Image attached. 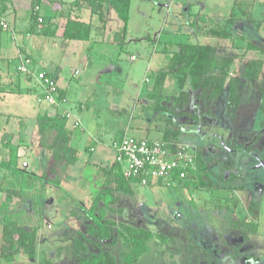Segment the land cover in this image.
<instances>
[{"label": "rangeland", "instance_id": "1", "mask_svg": "<svg viewBox=\"0 0 264 264\" xmlns=\"http://www.w3.org/2000/svg\"><path fill=\"white\" fill-rule=\"evenodd\" d=\"M110 14L119 21L112 10ZM221 28H227L230 35L219 38L211 34V30ZM17 31H22L17 33L21 37L17 41L26 40L22 47L30 54V39L37 41L34 55L41 59L37 72L57 71L60 80L65 79L69 85L65 108L74 113L76 102H85L88 97L101 104L96 108H124L126 114L132 113L136 103L143 100L138 97L144 95L145 86L152 85L154 68L150 72V64L159 61L156 73L169 69L179 43L214 48L207 79H224L226 84L239 77L244 83L239 87L237 107L227 110L224 94L214 113L201 118V126L191 122L178 128L181 142L200 150L204 163L214 166L203 186L128 185L117 170L107 165H96L97 169L88 161L65 169L48 149L54 132L45 129L37 142L49 151L48 159L33 168L22 158L25 150H20L18 160H8L13 168H4L15 176L13 186L18 194L8 196L9 201L3 196L0 206V264H79L77 255L88 253L84 247L89 244L81 235H90L87 215L92 209L102 221L121 231L114 245L104 246L115 264H249L250 259V264H264V137L258 136L249 155L231 150L232 146L249 143L250 137L264 129L263 55L249 47L253 44L264 49V0H131L121 51L111 46L110 32L104 36L106 42L109 39L106 51L84 43L70 57V49L62 48L58 40L39 34L27 38L24 29ZM7 32L11 33L3 30L1 38ZM9 62L6 69L11 79L23 81L24 76L17 71L19 61ZM251 73L254 78H250ZM172 76L167 78L165 91L173 86L176 92ZM27 88L30 93L24 88L17 93L29 107H16L9 100L0 104V113L9 111L13 117L51 108L37 104L41 90L34 81ZM197 97L198 93L193 99L198 101ZM155 102L150 99V109ZM177 103L179 110L194 108L182 97ZM99 118L101 123L103 116ZM127 136L140 137L131 132ZM218 162L227 171L219 173L215 167ZM236 167L240 175L229 189L230 184L219 181L217 175H228ZM251 197L259 199L258 216L248 211ZM11 203L17 212L13 216L4 211ZM7 224L26 229L32 243L14 246L5 242L3 228Z\"/></svg>", "mask_w": 264, "mask_h": 264}, {"label": "crops", "instance_id": "2", "mask_svg": "<svg viewBox=\"0 0 264 264\" xmlns=\"http://www.w3.org/2000/svg\"><path fill=\"white\" fill-rule=\"evenodd\" d=\"M76 3V0H0V24L2 22L6 23L7 28L3 30H10L11 32H7V35L3 38L0 36V104L12 100L13 105L16 104V107H29L27 100L23 97L20 99L17 92L24 88L26 92L30 93V89L27 87L33 80L23 77V81H20V79L18 81L14 77L13 81L8 73V69H6V67L9 66L10 59L19 61L21 56L27 57L31 60L36 71L39 70L37 67L41 66V59L38 58L40 56H38V54L34 55L36 53L34 51H36L37 41H33L34 38L30 39V43L28 44L31 48L30 51H32V54H30L27 50L23 49L26 40H22L21 42L17 41L18 38H21L17 33H22V31H17V29H24L27 38L39 34L60 41L62 48L65 50L70 49V57L75 56L76 52L81 49L84 43L88 46L105 48L104 51H106L109 39L106 42L104 36L108 32H110L113 37L111 46H117L115 48L121 51L124 47L127 33L124 36L120 35L122 22L118 19L121 22L119 23V21H116L110 14V10L112 9L105 5L102 9V20H99L96 16L92 17L85 4ZM36 6L38 10L35 11L34 7ZM39 17L42 19L41 23L37 22ZM67 22L81 25V28L75 27V29L69 32V34L72 35L80 29L81 33H79V35L82 36L81 40H71L64 36ZM3 30L0 29V35ZM10 40L15 43L16 51L13 49ZM54 40L52 41L53 45ZM71 45L72 47L70 48ZM88 52H90V49ZM156 54L157 53L154 55ZM152 57L154 56L152 55L151 58ZM158 62L157 60L156 62L153 60V64L149 66L151 69L150 72L152 68H154L151 73L152 85L145 86L144 95H140L139 93L140 96L138 99H143V104H141L142 101L137 102L135 108L132 110L133 112L129 114L124 112V108H121L119 111L104 108L103 106H98V108H96L97 105L101 104L94 103L91 97H88L85 102H76L77 113L70 112L65 108V105L69 103L67 96L69 85L66 84L65 79H62V81L60 80L57 71L51 73L43 70L53 75L57 80L62 98V110L60 112V110H54L53 108H43L41 111H35V113L30 112V114H19L18 116H16V114L13 117L8 115L9 111L0 113V206L2 205L3 196H7L9 201L8 196L16 195V191L14 190H17L14 189L13 186V177L15 176L7 173L4 169L8 167V160L15 162V160H18V157L21 156L18 151L25 150L23 153L24 157L22 156V158L30 164H28L30 167L34 168L37 166L39 167L41 161L48 159V156H50L47 148L42 143L37 142L40 133L38 132L36 122L40 116L46 115L53 117L55 112L58 115L61 113L63 115L66 112L69 113L71 118L65 120L64 131L69 136V147L76 151V162L88 161L92 167L97 169L98 167H96V165L113 167L115 164L114 152L109 145H111L115 139L127 136L128 132L140 136L136 138H145L154 141L164 140L181 142L178 128L181 129L183 125L190 124L191 122H189L186 117L178 116L180 111L177 103L178 93L177 91L175 92L174 87L170 86V89L165 91V83L167 78L171 75H167L161 85L156 81L158 77L157 74L160 72H155L159 64ZM74 74H76V72H74ZM20 76L16 77L19 78ZM8 79H10V81ZM1 81H4V85H1ZM148 82L149 81L146 79L145 83ZM104 96L107 99L108 95L104 93ZM14 97L17 100H15ZM152 98H154L156 102L154 107L150 109L149 101ZM101 116H103V120L100 123L99 117ZM180 119L183 120L181 121ZM75 120L79 121L78 126L74 125ZM25 132H29L28 135H25ZM24 135L26 138L23 140H26V142H23L21 138ZM11 154L14 155V158H11ZM117 169L119 170L118 166L114 168V170ZM128 185H130V183H128ZM13 200L14 198H12V201ZM12 206L13 203L4 207L5 213L9 216H13L17 213Z\"/></svg>", "mask_w": 264, "mask_h": 264}, {"label": "trees", "instance_id": "3", "mask_svg": "<svg viewBox=\"0 0 264 264\" xmlns=\"http://www.w3.org/2000/svg\"><path fill=\"white\" fill-rule=\"evenodd\" d=\"M76 2V4H85L92 17L96 16L99 20H102V9L105 5L112 9L117 18L122 22L120 35H125L127 28L126 25L129 20L130 0H76ZM229 22L230 24L234 23L233 20H230ZM80 26L81 25L76 23L67 22L64 36L71 40H81L82 36L79 35V33H81L80 29L72 35L69 34L71 30L75 29V27ZM211 34L219 38H225L230 35L227 28L211 30ZM178 46L179 50L172 56L171 67L167 70L160 71L156 78V81L161 85L168 74L173 75L176 79V91L178 97H182L186 101L194 104V108L189 111L186 106L181 107L178 116L186 117L189 122H196L201 126V118L204 117V115H212L214 113L218 101L224 94L227 96L225 104L226 109L231 110L237 107L239 104V87L243 86L244 83L242 78L237 77L231 79L225 84L224 79L210 80L205 77L211 65V55H213L214 48L207 45L188 43H179ZM249 47L258 53H262V60L264 61L263 48L253 44H249ZM250 76V78H254L255 75L254 73H251ZM197 93L198 101L193 99V96ZM59 95L61 98L60 91ZM65 120L66 118L60 115H55L53 117L44 115L38 117L37 126L40 134L44 133L45 129L54 132L52 142L50 146H48V149L52 151L53 158L61 162L66 169V167L74 165L77 158L76 151L69 147V136L64 131ZM258 136L264 137V131ZM231 150L240 151V153H245L246 155L251 151V147L247 146L245 148L244 144H239L232 146ZM11 158H14L13 154H11ZM220 164L221 163L219 162L216 163L215 167L217 166L220 167L221 170L226 169L227 171V168H224L223 164L220 166ZM7 166L13 168V165L10 163H8ZM116 166L118 165L114 164L112 169L116 168ZM196 166L197 171L195 172V177L191 182L189 181L185 184L203 186L208 181L207 172L209 171V168L214 166L204 163L201 151L199 150L196 155ZM238 171L239 170L236 167L235 171H228V175L224 174L225 176L217 175V178L225 184L228 182L230 184L229 186H231L229 189H232L233 186L231 184L239 178L240 173ZM117 172L120 174L118 169ZM121 180H123L124 184L129 183L123 177ZM55 184H58L57 180L55 181ZM15 194L18 193L15 192ZM87 217L91 221L89 224L90 235L88 238H84L82 235L81 237L89 244L84 247V250H88V253L82 254L80 252L75 261L79 264H115L110 255L104 250V246L114 245L117 242L118 235L121 234V231L113 227V225L102 221L97 214V211L95 212L93 209L88 213ZM29 237L30 235L28 231L22 227L14 224L4 225L3 240L5 242L8 241V243L14 246H25L26 242L29 244L32 243V239Z\"/></svg>", "mask_w": 264, "mask_h": 264}, {"label": "built area", "instance_id": "4", "mask_svg": "<svg viewBox=\"0 0 264 264\" xmlns=\"http://www.w3.org/2000/svg\"><path fill=\"white\" fill-rule=\"evenodd\" d=\"M34 10H38V7H34ZM37 22L41 23L42 19L39 17ZM6 28L7 24L2 22L0 29ZM134 59L131 56V60ZM32 66L30 59L21 56L17 71L32 79L41 90L37 104L44 103L54 110H59L62 98L56 78L44 71L37 72ZM60 116L71 118L67 112L63 115L61 113ZM74 125L78 126L79 121L75 120ZM109 146L114 152V163L118 165L120 174L130 184L172 187L191 182L197 171L196 148L180 141H154L123 136L115 139Z\"/></svg>", "mask_w": 264, "mask_h": 264}, {"label": "flooded vegetation", "instance_id": "5", "mask_svg": "<svg viewBox=\"0 0 264 264\" xmlns=\"http://www.w3.org/2000/svg\"><path fill=\"white\" fill-rule=\"evenodd\" d=\"M263 131H264V129H263ZM262 134V132L260 133V135ZM258 135L259 134H256V135H253L252 137H250V142L249 143H247V142H245L244 143V147L246 148L247 147V144H251V146H248V147H251L252 148V145L253 144H255L257 141H255L257 138H258ZM247 139H249V138H247ZM245 140V139H244ZM196 151H197V148H196ZM257 151H260V150H257ZM256 151V152H257ZM251 152H253V150L251 149V151L248 153V154H246V155H249V154H251ZM245 154V153H244ZM222 164V163H221ZM221 164H220V166H221ZM212 168V167H211ZM211 168H209V172H210V170H211ZM218 169L220 170V167H218ZM208 176H209V174H208ZM259 199L257 198V197H251V199L247 202L248 203V211H249V209H250V214H251V216H258V214H259ZM253 218V217H252ZM245 238H246V236H244ZM239 252H241L240 250H239ZM244 259V258H243ZM242 259V260H243ZM250 262H248L249 264L250 263H252L253 261H252V259H250L249 260ZM257 263V262H256Z\"/></svg>", "mask_w": 264, "mask_h": 264}]
</instances>
